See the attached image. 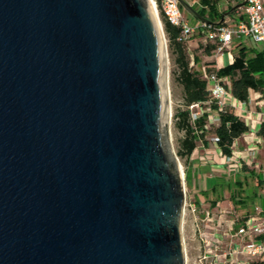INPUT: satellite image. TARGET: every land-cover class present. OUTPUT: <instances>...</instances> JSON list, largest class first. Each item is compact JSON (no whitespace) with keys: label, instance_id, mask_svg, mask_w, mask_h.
Masks as SVG:
<instances>
[{"label":"water","instance_id":"1","mask_svg":"<svg viewBox=\"0 0 264 264\" xmlns=\"http://www.w3.org/2000/svg\"><path fill=\"white\" fill-rule=\"evenodd\" d=\"M170 115L147 0H0V264H186Z\"/></svg>","mask_w":264,"mask_h":264},{"label":"built area","instance_id":"2","mask_svg":"<svg viewBox=\"0 0 264 264\" xmlns=\"http://www.w3.org/2000/svg\"><path fill=\"white\" fill-rule=\"evenodd\" d=\"M242 1V0H241ZM156 10L171 24L181 28V37L188 38L198 30V26L191 25L184 16L178 0H154ZM240 17L235 24H220L207 33L210 40L218 39L216 54H222L235 38H248L254 42L264 43V0H246L240 8ZM205 25L207 23L201 22ZM200 25V24H199ZM231 57V56H230ZM232 58V57H231ZM192 63V62H191ZM207 87L218 108L229 106L243 110L251 104V99L239 100L229 91V77H218L214 72L205 74ZM261 95L256 96V99ZM194 103L191 107H198ZM198 113L193 114V118ZM262 113L257 114L256 126H249L248 130L257 133ZM210 122L218 120L217 111L209 113ZM214 142L215 137L211 138ZM237 139V138H236ZM232 143L229 156H221L229 173H234L244 165L254 164L253 156L258 147L255 143L244 154ZM191 216L194 238L198 240L199 252L195 264H264V209L256 206L251 213L239 215L229 203H218L216 207L197 205L186 201Z\"/></svg>","mask_w":264,"mask_h":264},{"label":"trees","instance_id":"3","mask_svg":"<svg viewBox=\"0 0 264 264\" xmlns=\"http://www.w3.org/2000/svg\"><path fill=\"white\" fill-rule=\"evenodd\" d=\"M219 1L199 0V8L196 11L211 22H216L224 12L217 7ZM162 18L168 46L173 57L175 80L182 87L183 101L186 106L177 114L178 124L185 132L180 140L178 152L187 157L198 145L209 147L208 136L210 135L216 138L213 144L221 155L229 156L233 141L246 132L248 126L231 107L218 108L216 100L212 98L211 91L207 87L205 74L214 72L218 77H229V91L239 100H247L250 91H258L264 95V46H251L247 49L240 45L233 52V60L230 63L216 67L214 62H211L203 70L195 69L193 65L199 63V60L197 56H189L187 44L194 35H197L205 53L214 52L220 42L218 39L210 40L207 33L216 25L213 23L203 25L200 22L198 30L183 39L180 35L181 28L171 24L163 16ZM222 24H227V22L224 21ZM194 103H198L200 107L205 106L195 118L189 110ZM209 111H217L218 121L216 123L210 122ZM257 134L264 137V120L260 122ZM237 184L240 186L241 182L237 180ZM232 192L231 197L235 198V192ZM237 201L244 202L242 199Z\"/></svg>","mask_w":264,"mask_h":264},{"label":"rangeland","instance_id":"4","mask_svg":"<svg viewBox=\"0 0 264 264\" xmlns=\"http://www.w3.org/2000/svg\"><path fill=\"white\" fill-rule=\"evenodd\" d=\"M154 1V0H153ZM193 9L199 8V0H185ZM241 0H232V4H237ZM181 6V5H180ZM223 6H221V9ZM182 12L188 22L192 25H195L198 22H201L196 16L188 12L183 6H181ZM158 18L162 24L163 27V18L162 14L159 11V8L157 10ZM237 15V12H233L230 17H235ZM164 31V27H163ZM164 36L166 39V46H167V54H168V86H169V92H170V122H169V132H168V141L171 153L173 154L174 158L176 159L180 169H182L184 173V183H185V196L186 201H191L193 197L189 193L188 186L186 183L187 180V159L188 157L180 155L178 150L180 149V140L184 137V129L178 124V112L182 111L186 108L184 101H183V91L181 85L175 80V72H174V64H173V57L170 53V49L168 46V39L166 36V33L164 31ZM241 39V38H240ZM246 44L248 46H254V47H263V42H254L251 39H245ZM187 51L189 56H197L199 63H196L193 65L195 69L203 70L204 67H206L211 62L215 63V56L217 55L214 52H211L210 54H206L203 50L202 43H200L198 36L194 35L191 38V41L187 44ZM236 50L233 49V52ZM210 66V65H209ZM218 67V66H216ZM264 79V78H263ZM254 101L252 100L251 103ZM205 106H198V107H191L190 106V112L192 114L195 113H201ZM233 109V108H232ZM211 111H209L210 113ZM218 121V120H217ZM217 121H213V123H216ZM212 137L209 135V147L216 148L213 144V141L211 139ZM217 149V148H216ZM218 156L215 158H210V160H215ZM209 160V159H208ZM258 161L260 162V168H252V166H243L242 175L236 177L235 175H226L227 173L218 170L214 173L212 172V175H216V177H210L206 180L205 183V189L202 191H198L195 195L197 199H201L203 201V204L211 205L214 200H230V195L235 192V197L239 198L242 196V198L245 200V205L249 209H253V207L258 205L264 204V152L260 153L258 156ZM254 170L255 174H251V171ZM261 177L262 181L259 180ZM235 178L241 182V185H237L235 183ZM237 192V193H236ZM235 203V202H234ZM199 205V203H196ZM239 210V207H238ZM183 238H184V246L186 251V264H195L196 256L199 252V243L198 240L194 238L193 235V225L191 222V216L190 213L187 210V207H184V214H183Z\"/></svg>","mask_w":264,"mask_h":264},{"label":"crops","instance_id":"5","mask_svg":"<svg viewBox=\"0 0 264 264\" xmlns=\"http://www.w3.org/2000/svg\"><path fill=\"white\" fill-rule=\"evenodd\" d=\"M221 6L223 8L221 9ZM234 4H232V0H220L219 3L217 4V7L220 11H227L229 10ZM234 12H237V15L235 17H230L228 18L229 15L225 17V21L229 25H233L236 23V21L240 17V10H236ZM200 22L196 23L193 26H198ZM192 25V24H191ZM245 39L247 38H235L229 46L226 48L225 52L222 54H217L214 58L215 60V66H223L227 63H230L233 60V49H237L238 46H245L247 49L250 48L251 46H248L246 44ZM232 58H231V57ZM261 95V98L256 99V96ZM249 97L251 100L254 102L251 103L246 109L243 110H238V109H233L234 113L237 114L239 117L245 120L246 123H248L249 126H256L257 124V114L262 113L261 119L264 120V95L258 91H250ZM255 143L258 144V147L254 153L253 156V161L254 164L250 165H244L245 166H252V168H260V162L258 161V156L260 153L264 152V137L259 136L256 132L252 133L250 130H247L243 134H241L237 139H236V145L237 148L240 152L246 153L248 149L254 145ZM211 148L204 147L201 145H198L197 147L194 148V150L187 156V166H186V183L188 186L189 193L192 195L191 198L192 202L199 203V205L205 206L203 204L202 198L197 199L196 198V193L198 191H202L205 189V183L207 182L206 180L210 177H216V175H212L211 173L222 170L226 172V175H235L236 177L242 175L243 170L238 169L234 173H229L226 164H224L221 156L219 155V150L216 148ZM218 156L215 160H210V158H215ZM209 159V160H208ZM251 174H255L254 170L251 171ZM259 180L262 181L261 177ZM235 183L237 184V179L235 178ZM238 185V184H237ZM230 200H214V204L210 205L212 207H216L218 203H222L224 205H228L229 203L233 206L235 209L236 213L239 215H245L248 213H251L253 209L256 207H253V209H249L245 205V200L240 196L239 198L235 197L232 198L230 195ZM244 200V202L237 201V200ZM212 202V203H213ZM235 202V203H234ZM259 207H262L264 209V204L263 205H258ZM239 207V210H238Z\"/></svg>","mask_w":264,"mask_h":264},{"label":"bare ground","instance_id":"6","mask_svg":"<svg viewBox=\"0 0 264 264\" xmlns=\"http://www.w3.org/2000/svg\"><path fill=\"white\" fill-rule=\"evenodd\" d=\"M147 1H148V5H149L150 10H151L154 14H156V13H157V10H156V7H155V4H154V1H153V0H147ZM178 166H179V165H178ZM179 169H180V167H179ZM180 173H181V175H184L182 169H180Z\"/></svg>","mask_w":264,"mask_h":264}]
</instances>
